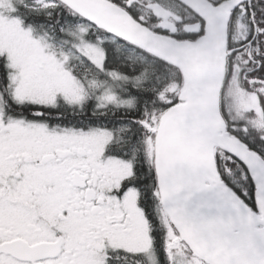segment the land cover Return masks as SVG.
Here are the masks:
<instances>
[{
  "label": "snow or ice",
  "instance_id": "6c2138e0",
  "mask_svg": "<svg viewBox=\"0 0 264 264\" xmlns=\"http://www.w3.org/2000/svg\"><path fill=\"white\" fill-rule=\"evenodd\" d=\"M0 264H264V0H0Z\"/></svg>",
  "mask_w": 264,
  "mask_h": 264
}]
</instances>
